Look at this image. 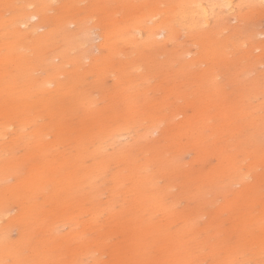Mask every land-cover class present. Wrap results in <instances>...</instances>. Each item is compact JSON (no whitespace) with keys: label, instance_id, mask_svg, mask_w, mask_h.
Returning a JSON list of instances; mask_svg holds the SVG:
<instances>
[{"label":"rangeland","instance_id":"1","mask_svg":"<svg viewBox=\"0 0 264 264\" xmlns=\"http://www.w3.org/2000/svg\"><path fill=\"white\" fill-rule=\"evenodd\" d=\"M218 3L0 0V264H264V3Z\"/></svg>","mask_w":264,"mask_h":264},{"label":"bare ground","instance_id":"2","mask_svg":"<svg viewBox=\"0 0 264 264\" xmlns=\"http://www.w3.org/2000/svg\"><path fill=\"white\" fill-rule=\"evenodd\" d=\"M261 3H264V0H259ZM239 2V0H221V3H218L217 4V8L223 6L224 8H227V11H230V12H233V11H236V9L238 8L239 4L237 3ZM209 5H212V4H204V3H201L200 1H195L192 3V5H190L189 7H185L187 8V11L186 12H183V18L186 19L190 25L192 27L195 26V19L196 18H200L202 19V25L204 26H208L210 21H209V16H210V13H211V9L209 8ZM38 18L40 19L39 17V14L37 12L35 13H32L31 16H30V19H35V20H38ZM21 24H26L25 22H21ZM200 26V24H199ZM41 26L40 25H37V28H40ZM154 33L152 34L153 35H161V34H164L165 32V29L163 28H155L154 29ZM139 34H143L139 31Z\"/></svg>","mask_w":264,"mask_h":264}]
</instances>
